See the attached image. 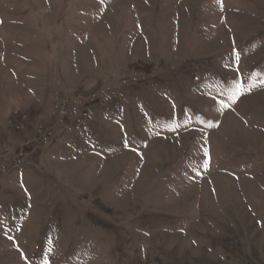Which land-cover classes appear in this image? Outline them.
Listing matches in <instances>:
<instances>
[{"label": "rangeland", "instance_id": "rangeland-1", "mask_svg": "<svg viewBox=\"0 0 264 264\" xmlns=\"http://www.w3.org/2000/svg\"><path fill=\"white\" fill-rule=\"evenodd\" d=\"M0 264H264V0H0Z\"/></svg>", "mask_w": 264, "mask_h": 264}]
</instances>
